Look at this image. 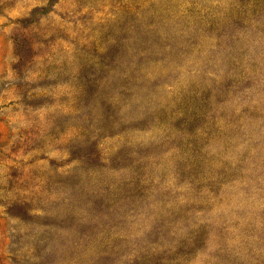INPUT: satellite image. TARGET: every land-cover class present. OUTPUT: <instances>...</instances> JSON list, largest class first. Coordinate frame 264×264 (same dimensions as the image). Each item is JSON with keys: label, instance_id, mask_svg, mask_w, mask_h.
Instances as JSON below:
<instances>
[{"label": "rangeland", "instance_id": "obj_1", "mask_svg": "<svg viewBox=\"0 0 264 264\" xmlns=\"http://www.w3.org/2000/svg\"><path fill=\"white\" fill-rule=\"evenodd\" d=\"M0 264H264V0H0Z\"/></svg>", "mask_w": 264, "mask_h": 264}]
</instances>
